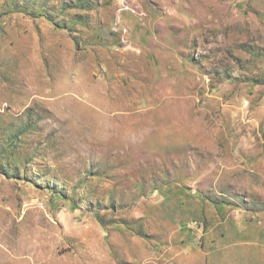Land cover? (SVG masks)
<instances>
[{
	"label": "rangeland",
	"instance_id": "1",
	"mask_svg": "<svg viewBox=\"0 0 264 264\" xmlns=\"http://www.w3.org/2000/svg\"><path fill=\"white\" fill-rule=\"evenodd\" d=\"M0 264H264V0H0Z\"/></svg>",
	"mask_w": 264,
	"mask_h": 264
}]
</instances>
